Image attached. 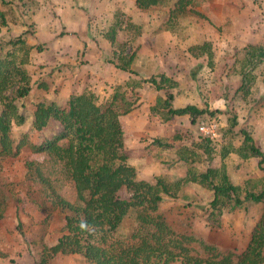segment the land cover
Listing matches in <instances>:
<instances>
[{"label": "rangeland", "instance_id": "374dc122", "mask_svg": "<svg viewBox=\"0 0 264 264\" xmlns=\"http://www.w3.org/2000/svg\"><path fill=\"white\" fill-rule=\"evenodd\" d=\"M173 1L163 0L162 5L140 10L135 0H0V7L3 10L7 7L9 15L12 14L7 28L1 27L0 43L7 38L33 34L34 25L42 27L44 33L54 25L55 31L61 30L63 35V20H71L73 10L81 11L87 16L92 59L99 61L93 74L102 75L89 81V92L96 96L98 104L106 102L117 86L127 88L128 98H137L138 106L120 116L119 121L124 152L138 179L153 183L160 177L171 183L185 178L187 168L177 160V150L195 141L198 125L208 121L217 123L220 139L211 144L213 154L209 162L202 154L200 162L194 163L197 171L203 172L209 166L219 167L221 152L229 150L223 162L233 184L262 179L264 172L258 168L257 158L242 159L231 151L241 145L242 136L224 133L229 120L236 119L234 132L246 131L264 153V60L256 67L245 63V50L249 46L264 49V0H197L167 26V11ZM111 27L115 28L112 44L107 41ZM203 44L204 49L198 48ZM34 46L41 47L40 44ZM43 49L41 47L40 51ZM120 50L124 55H134L129 68L135 75L114 70V65L107 62L114 60L113 53ZM150 51L154 60L147 61L139 55H150ZM65 53L66 58L61 62L70 65L73 59L69 52ZM84 53L85 47H82L76 62L85 63ZM154 61L158 63L156 68ZM48 66L32 64L29 67L35 82L24 99L27 105L23 112L31 113L32 104L42 98L47 101L56 97L57 105L63 108L68 100L66 95L75 91L65 85L66 91L60 96L53 82L57 78L55 74L69 79L72 72L67 69L55 72L56 67ZM160 70L177 84L171 90L174 107L194 105L206 114L195 122L187 116L163 121L151 112L147 103L155 104L158 97L164 98V91H156L151 84H141V81L158 79V73H153ZM106 78L109 82L104 80ZM130 81H135L131 88L127 86ZM38 82L50 88L47 91L35 88ZM26 132L29 140L39 143L59 132V127L52 121L37 132L29 131V126L24 124L12 129V137L18 138ZM174 136H179V140H173ZM155 139L171 143L172 147L154 145ZM35 169L47 183L37 179ZM55 196L67 202H73L75 197L62 163L55 158L27 149H22L16 158H0V264H36L42 248L54 245L64 234L65 217L70 213L56 205ZM120 196L126 194L121 192ZM162 197L159 213L176 233L194 237L196 249H201L200 242H204L219 252L240 253L262 211L261 204L247 202L242 210H224L219 225L210 227L205 218L211 191L189 183L182 186L174 198ZM133 228V220L128 217L122 222L120 232L128 235ZM49 264L89 263L83 256L72 254L58 255Z\"/></svg>", "mask_w": 264, "mask_h": 264}, {"label": "trees", "instance_id": "16d2710c", "mask_svg": "<svg viewBox=\"0 0 264 264\" xmlns=\"http://www.w3.org/2000/svg\"><path fill=\"white\" fill-rule=\"evenodd\" d=\"M196 1L174 0L167 11V26ZM135 3L138 9L148 10L162 5L163 0H135ZM6 26L4 14L0 12V30ZM114 33L115 28L111 27L107 35L110 44L114 43ZM204 46L198 48L204 49ZM40 48L35 47L38 52ZM31 49L19 37L0 43V158H16L22 149L35 154L46 153L62 163L75 196L73 202L55 196L56 205L70 214L65 217L64 234L54 245L42 248L36 264H49L58 255L72 254L83 256L89 264H264V177L247 179L242 185L233 184L223 162L229 150L221 152L219 167L209 166L198 172L194 163L200 162L202 154L209 162L213 154L211 144L215 142L198 135L189 146L177 150V160L187 168L185 178L171 183L160 177L153 183L138 179L124 152L119 121L120 116L138 106L135 104L137 98H128L127 88L117 86L103 104H98L96 96L87 90L71 94L63 108L52 99L42 98L32 104L31 113L23 112L27 105L24 99L31 90V78L24 68L29 63ZM113 55L116 58L107 62L117 70L135 75L129 68L134 55H124L122 50ZM263 60L261 47L249 46L245 50V63L256 67ZM157 77L141 81V84H151L156 91H164L165 97L156 99L151 112L163 121L188 115L191 122H195L206 114L194 105L174 107L171 90L177 86L176 82L163 74ZM134 82L130 81L127 86L131 88ZM52 121L58 123L59 132L39 143L29 140L27 132L18 138L12 137V129L16 126L27 124L29 131L40 132ZM236 126V119L229 120L224 133L230 136L237 133L243 138L238 149L231 151L242 159L257 158V166L264 172V153L246 131L234 132ZM179 138L174 136L173 140ZM62 141L66 143L60 144ZM153 143L162 148L172 147L171 143H163L160 139ZM35 173L39 181L46 182L38 169ZM189 183L212 192L205 218L210 227L219 225L224 210H242L247 202L262 205L260 216L240 253L219 252L204 242H200L201 249H196L194 237L176 233L165 222L159 213L162 196L174 198L176 192ZM121 192L126 196L121 197ZM128 217L132 218L134 228L126 235L120 229Z\"/></svg>", "mask_w": 264, "mask_h": 264}, {"label": "crops", "instance_id": "0c3cea01", "mask_svg": "<svg viewBox=\"0 0 264 264\" xmlns=\"http://www.w3.org/2000/svg\"><path fill=\"white\" fill-rule=\"evenodd\" d=\"M3 7H0V12L5 13V21L8 26V20L9 18L12 19V14L9 15L10 10L6 7V10L2 9ZM9 11V12H7ZM72 11V10H71ZM73 17L72 19H66L65 21L63 20L64 27H65V34L61 35V30H56L53 25V28H47L46 33H44L43 28L39 27V25H34L32 33H27L25 36H22L21 39L24 41V43L32 47L29 53V63L24 66L26 71L29 74V67L31 65H43V66H52V68H55V72L61 69H67L72 72L71 78L65 79L61 76V74H55L57 78H54L53 82L55 85H57L55 88L56 90H59L60 96L64 94L66 91L65 85H70L73 90V93H69V95H66L68 98L71 94H80L85 91L91 90L88 85L89 81L94 80L95 76L100 78L102 75L101 74H93L95 72V65L99 63L96 59H92V54L90 53L91 51V45H89V36L87 35V16L83 15L81 11L73 10L72 11ZM59 26V25H57ZM7 28V27H6ZM9 29V28H8ZM58 29V27H57ZM35 44H40L41 47L44 49L42 51H36L34 46ZM82 47H85V53L83 56V63L80 64V62H76L77 60V54L78 51L82 49ZM69 52V57L73 60L70 65H65L61 61L63 58H66V53ZM150 55H144V54H139L140 57H144L145 60L148 61L152 60L154 55H152V51L149 52ZM154 60V59H153ZM155 68L158 65L156 61H154ZM73 65L75 67L73 68ZM48 66V67H49ZM134 66H137L135 63ZM98 67V66H97ZM94 70V71H93ZM108 70V69H107ZM116 70V68H114ZM164 70L160 71H155L153 74L158 73V74H163L164 76L170 78L168 75H166ZM68 72V71H67ZM30 78L32 76L29 74ZM61 76V77H58ZM96 78V79H97ZM57 79V80H56ZM107 82H109V78L104 79ZM35 81L31 79V87ZM40 88V89H48L50 86L45 87L43 83H36L35 88ZM31 91V90H30ZM56 104H58V100L56 97L52 99ZM66 100V99H65ZM59 105V104H58ZM149 105V110L150 108L154 105L151 101L147 103ZM176 108H181V107H176ZM185 117L188 115H184Z\"/></svg>", "mask_w": 264, "mask_h": 264}, {"label": "built area", "instance_id": "2783aa9c", "mask_svg": "<svg viewBox=\"0 0 264 264\" xmlns=\"http://www.w3.org/2000/svg\"><path fill=\"white\" fill-rule=\"evenodd\" d=\"M197 133L212 141H218L220 139L218 125L214 121L201 122L197 127Z\"/></svg>", "mask_w": 264, "mask_h": 264}]
</instances>
